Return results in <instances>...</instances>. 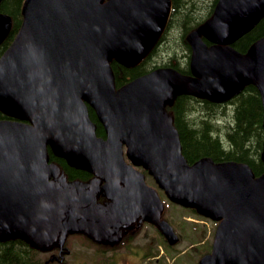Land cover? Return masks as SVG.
I'll return each mask as SVG.
<instances>
[{"label":"water","instance_id":"obj_1","mask_svg":"<svg viewBox=\"0 0 264 264\" xmlns=\"http://www.w3.org/2000/svg\"><path fill=\"white\" fill-rule=\"evenodd\" d=\"M171 10V0H25L22 24L0 57V111L11 118L0 120V241L42 249L60 237L63 244L68 206L94 198L57 181L50 148L104 181L114 221L141 218L178 242L143 167L171 202L219 221L200 264H264V174L209 157L189 164L166 112L181 95L220 103L255 85L264 128V37L246 52L232 46L264 18V0H218L213 17L186 37L190 74L161 67L117 88L111 62L142 63ZM11 29L12 18L0 12V45Z\"/></svg>","mask_w":264,"mask_h":264},{"label":"trees","instance_id":"obj_2","mask_svg":"<svg viewBox=\"0 0 264 264\" xmlns=\"http://www.w3.org/2000/svg\"><path fill=\"white\" fill-rule=\"evenodd\" d=\"M25 0H3L0 12L12 17L13 27L10 34L0 45V57L11 45L22 23V6ZM211 1V5L207 3ZM173 10L168 27L162 38L147 58L134 67H124L112 61L115 84L119 88L126 83L150 73L158 67H173L181 73H189V46L185 34L208 20L216 0H172ZM179 32L182 45L175 44L172 31ZM264 36V18L249 33L240 38L234 47L245 52L257 39ZM180 39V40H181ZM163 43V44H162ZM165 45L168 60L159 59L160 48ZM184 52L180 54L179 48ZM157 56V58H156ZM230 113L224 105L213 103L194 96H178L172 106H167L173 124L178 130L182 144V154L192 164L209 157L216 162L235 161L250 166L256 176L264 174L261 151L264 141L263 106L260 94L253 85H248L240 94L232 98ZM225 109V111H224ZM90 117L96 123V133L104 137L103 126L90 109ZM9 119L0 112V120ZM51 161L57 162L62 172L70 179H85L88 172L67 165L64 159L57 158L50 151ZM196 213L195 210H192ZM164 246H166L164 244ZM149 254H144L148 257ZM0 264H45L40 252L22 240L0 242Z\"/></svg>","mask_w":264,"mask_h":264},{"label":"rangeland","instance_id":"obj_3","mask_svg":"<svg viewBox=\"0 0 264 264\" xmlns=\"http://www.w3.org/2000/svg\"><path fill=\"white\" fill-rule=\"evenodd\" d=\"M207 3L211 5V1ZM188 33L185 34V41ZM172 35L175 44L182 45L181 41L183 40L179 32L174 30ZM165 45H162L159 50V59L162 60H168ZM179 51L180 54L184 52L183 46L179 48ZM149 181L153 184L151 179ZM163 200L168 207L165 213L170 223L174 224V228L181 230L183 234L181 241L172 247L174 249L167 252L162 246V238L156 229L150 225L142 224L139 225L138 236L132 241H124L120 249L115 252H106L107 249L103 250L102 247L95 250L97 246L94 244L93 247H85L81 245V242H83L81 236L73 234L69 236L66 243L70 252L64 255L62 262H51L49 260L50 264H199V259L202 256L200 253L207 249L206 245H209L213 240L215 223L202 220V218L189 210L183 209L180 205H171L165 197H163ZM183 227L185 230H182ZM198 229H200L199 234L196 233ZM114 236L119 238L117 233H114ZM146 253L149 254V257L144 259ZM40 257L48 260L51 255L44 252L40 254Z\"/></svg>","mask_w":264,"mask_h":264},{"label":"flooded vegetation","instance_id":"obj_4","mask_svg":"<svg viewBox=\"0 0 264 264\" xmlns=\"http://www.w3.org/2000/svg\"><path fill=\"white\" fill-rule=\"evenodd\" d=\"M207 44L211 45L209 42H207ZM191 50V47H189L188 52L191 53ZM222 105L226 108L227 113H230V104L224 103ZM62 180L66 181L68 184H73L77 189V192L85 191L93 193L94 198L87 205H83L81 207H68L63 220V226L69 229L65 247L61 250L62 247L60 246L58 239L54 245L50 247L51 251H53L51 253V261L59 260L63 257V254H68L70 252L66 243L69 236L73 234L81 236L83 241L81 242V245L85 247H93L94 244L97 246L95 250L102 247L103 250L107 249L106 252H114L120 249V246L124 241H132L138 236V231H140L139 225L144 224L152 226V224L141 219H138L133 225H125L114 221L110 210L112 202L106 197L103 190L104 182L97 179L94 175H90V173H88L87 178H79L76 181H70V179L68 181L64 177H62ZM114 233H117L119 238H116ZM16 240L20 239L10 241L13 242Z\"/></svg>","mask_w":264,"mask_h":264}]
</instances>
